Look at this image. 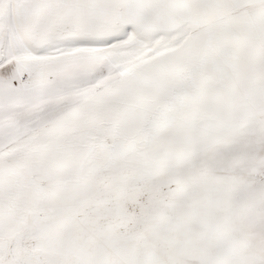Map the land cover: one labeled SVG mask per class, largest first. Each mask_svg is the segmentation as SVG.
<instances>
[{"label": "rangeland", "instance_id": "1", "mask_svg": "<svg viewBox=\"0 0 264 264\" xmlns=\"http://www.w3.org/2000/svg\"><path fill=\"white\" fill-rule=\"evenodd\" d=\"M0 264H264V0H0Z\"/></svg>", "mask_w": 264, "mask_h": 264}]
</instances>
